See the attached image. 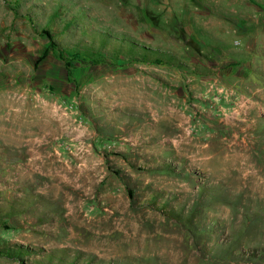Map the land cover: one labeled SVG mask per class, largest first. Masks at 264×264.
Instances as JSON below:
<instances>
[{"label": "rangeland", "instance_id": "obj_1", "mask_svg": "<svg viewBox=\"0 0 264 264\" xmlns=\"http://www.w3.org/2000/svg\"><path fill=\"white\" fill-rule=\"evenodd\" d=\"M14 245L0 264H264V0H0Z\"/></svg>", "mask_w": 264, "mask_h": 264}, {"label": "trees", "instance_id": "obj_2", "mask_svg": "<svg viewBox=\"0 0 264 264\" xmlns=\"http://www.w3.org/2000/svg\"><path fill=\"white\" fill-rule=\"evenodd\" d=\"M9 5L11 6L12 9H14L13 5L10 2H9ZM14 10H15V12L17 11L16 9H14ZM43 33L45 35H47L48 38L51 40V43H52L53 47L58 48L59 44L56 41V39L54 38L53 33L50 30H44ZM144 60L146 61V63H149V62H154V63H157V64L164 63L163 59L157 58V57L154 58L152 61H149V57H147V58L144 57ZM66 64H67V66L69 68L72 67V63L70 61L67 62ZM1 224H3V226L8 225V223H6V222H3ZM29 252H30V250L22 247L21 245H19V246H15L14 245V246H11V247L10 246L2 247L0 249V256L1 257H5V258H11V259H14V260H20L21 262H24L25 256H27L29 254Z\"/></svg>", "mask_w": 264, "mask_h": 264}]
</instances>
